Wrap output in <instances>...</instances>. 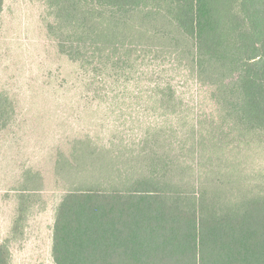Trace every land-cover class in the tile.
<instances>
[{"label": "trees", "instance_id": "obj_1", "mask_svg": "<svg viewBox=\"0 0 264 264\" xmlns=\"http://www.w3.org/2000/svg\"><path fill=\"white\" fill-rule=\"evenodd\" d=\"M44 1L59 51L117 81L140 71L156 115L117 153L91 138L61 153L55 264H264V0ZM176 70L212 89L210 111L191 108Z\"/></svg>", "mask_w": 264, "mask_h": 264}, {"label": "rangeland", "instance_id": "obj_2", "mask_svg": "<svg viewBox=\"0 0 264 264\" xmlns=\"http://www.w3.org/2000/svg\"><path fill=\"white\" fill-rule=\"evenodd\" d=\"M52 21L44 0H5L0 17V96L9 106L0 118V244L8 240L10 264H55L56 210L69 186L61 153L71 157L74 141L87 138L117 153L156 125L149 93L137 98L139 85L147 86L144 74L117 81L110 72L85 70L59 51ZM169 76L192 109L201 101L210 111L211 88L199 89L184 71ZM93 78L107 88L89 89ZM127 129L129 135L118 134ZM258 149L254 164L264 170V146Z\"/></svg>", "mask_w": 264, "mask_h": 264}]
</instances>
